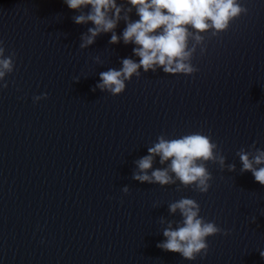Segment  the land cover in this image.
I'll list each match as a JSON object with an SVG mask.
<instances>
[{"label": "water", "instance_id": "95a60500", "mask_svg": "<svg viewBox=\"0 0 264 264\" xmlns=\"http://www.w3.org/2000/svg\"><path fill=\"white\" fill-rule=\"evenodd\" d=\"M116 2L121 19L113 31L121 39L109 43L112 32H101L81 49L94 25L73 17L90 6L0 0V41L5 56L16 53L0 88V264H264V185L241 172L238 154L251 160L264 151V0H238L247 12L216 35L186 26L197 72L141 67L112 95L96 87L99 74L140 59L132 51L138 46L122 39L124 13L131 8L129 22L138 20L136 8ZM41 93L47 97L34 103ZM194 132L224 157L223 167L197 161L211 173L207 192L185 187L170 169L174 183L166 185L133 178L158 137ZM170 163L155 154L146 172ZM181 197L231 230L206 237L203 258L157 247L169 222L173 229L182 223L179 210L169 211Z\"/></svg>", "mask_w": 264, "mask_h": 264}, {"label": "clouds", "instance_id": "9594fccd", "mask_svg": "<svg viewBox=\"0 0 264 264\" xmlns=\"http://www.w3.org/2000/svg\"><path fill=\"white\" fill-rule=\"evenodd\" d=\"M69 9H81L90 6L87 13L73 17L76 24L91 21L94 27L87 30L88 34H82L80 48H86L94 42V38L101 32H112L109 43H117L121 37L113 31L117 22L121 19V6L116 0H64ZM128 3L136 8L139 19L129 22L128 8L123 16L126 26L122 32L125 44L129 42L137 45L132 49L138 56L139 62L130 58L121 61L119 70L109 69L101 72L100 82L96 85L101 90L107 89L112 95L120 94L125 89V81L130 80L133 74L139 75L137 69L143 68L155 71V66H163V71L170 74L184 73L192 74L198 71L189 61L193 49H188V36L190 35L187 25L197 32H204L209 28L214 29L213 35L226 30L229 22L237 18L247 9L238 0H128ZM111 13V15H109ZM159 30V31H157ZM203 37L195 36L199 43ZM187 49V50H186ZM3 41H0V88L8 86L4 79L6 74L13 72L14 57L16 53L10 52L5 56ZM95 90V89H93ZM47 93L34 95L33 102L46 98ZM159 142L148 148V155L140 158L136 163L139 172L133 174V178L149 183L158 182L160 185L174 183L173 177L169 175V169L175 174L185 187H191L200 193L207 192L210 187L211 173L204 164L197 161L218 160L221 167L224 157L213 153L217 147L209 136L199 132L190 133L180 138L165 140L158 137ZM158 154L160 163L169 160L168 168L155 169L149 175L146 170L151 168L153 156ZM242 162L241 172L250 171L261 185H264V167L256 168L254 165L264 163V151L257 149V154L249 159V153L240 151ZM229 170L234 165H229ZM125 193L128 189H123ZM180 211L182 223L173 229L171 222L164 229L165 240L157 244L158 248L165 251L180 253L187 260H195L199 255L201 258L208 252L209 245L206 237L220 233L227 235L231 230L222 229L214 221H208L199 215L200 206L192 198L181 197L179 200L169 204V211L175 213ZM256 217L252 218V222ZM264 258V250L260 251Z\"/></svg>", "mask_w": 264, "mask_h": 264}]
</instances>
